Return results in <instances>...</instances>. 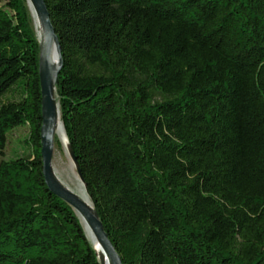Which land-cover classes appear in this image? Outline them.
I'll return each mask as SVG.
<instances>
[{
  "label": "trees",
  "instance_id": "16d2710c",
  "mask_svg": "<svg viewBox=\"0 0 264 264\" xmlns=\"http://www.w3.org/2000/svg\"><path fill=\"white\" fill-rule=\"evenodd\" d=\"M62 119L123 264H264V0H45ZM0 0V264H101L42 161L40 42Z\"/></svg>",
  "mask_w": 264,
  "mask_h": 264
},
{
  "label": "water",
  "instance_id": "95a60500",
  "mask_svg": "<svg viewBox=\"0 0 264 264\" xmlns=\"http://www.w3.org/2000/svg\"><path fill=\"white\" fill-rule=\"evenodd\" d=\"M31 1L33 2L38 12L45 33V43L44 45L40 43V79H41V93H42L41 154H42L43 173L45 177V182L51 192L55 193L57 196H59L61 199L67 202L75 210L86 232H87V228L84 225L83 220H85L89 224L95 236L99 240L100 244L105 249L106 253L110 256L112 263L123 264L122 258L118 253V251L116 250V248L114 247L112 241L109 239V236L104 229L102 221L95 212L94 206L93 209H90V207L86 205V203L82 200V198H80L75 192H73L69 187H67L64 183H62L54 174L53 154H54L57 126H58L54 85H56L57 83L58 74L63 65L62 49H61L59 37L51 21L50 12L45 0H31ZM53 42L56 43L58 56H59V64L56 71H53L50 68L51 47ZM71 153L74 161L78 166V172L80 178L84 182L86 191L88 193L84 176L77 162V158L74 156L72 148H71ZM94 248L97 251L95 245ZM97 255H98V251H97Z\"/></svg>",
  "mask_w": 264,
  "mask_h": 264
},
{
  "label": "bare ground",
  "instance_id": "6f19581e",
  "mask_svg": "<svg viewBox=\"0 0 264 264\" xmlns=\"http://www.w3.org/2000/svg\"><path fill=\"white\" fill-rule=\"evenodd\" d=\"M27 1H28V4H29V8H30V11H31L32 18H33L34 23H35V30H36V33H37L36 34L37 38H38L39 42L42 45H44V43H45V33H44V29L42 27L38 12H37L33 2L31 0H27ZM58 64H59L58 51H57L56 43L53 42L52 47H51L50 68L53 71H56L57 68H58ZM57 91H58L57 90V86L54 85L55 102H56V107H57V118H58L57 134L60 136V138L62 139L63 143L68 147V149L71 150L69 142H68V137H67V132H66V129H65V125H64V122H63V119H62V111H61V106H60V102H59V98H58V94H57L58 92ZM55 166H53L54 174L62 182V178L58 174V171L56 169L57 166L56 167ZM75 168L78 169V166H77L76 162L74 161L73 164H72V169L75 170ZM75 177H76V181H77L76 182L77 184H75L76 188L72 189L70 187V184L68 186L67 185L66 186L69 187L73 192H75L80 198H82V200L86 203V205L88 207H90V209H93V206H94L93 202H92L89 194L86 191L85 184L81 180L79 172L77 174L75 173ZM83 223H84V225L87 228V232H88L89 236L94 241V245L97 248L98 256H99V260H100L101 264H113L110 256L106 253L105 249L100 244L99 240L95 236V234H94L93 230L91 229V227L89 226V224L85 220H83Z\"/></svg>",
  "mask_w": 264,
  "mask_h": 264
},
{
  "label": "rangeland",
  "instance_id": "374dc122",
  "mask_svg": "<svg viewBox=\"0 0 264 264\" xmlns=\"http://www.w3.org/2000/svg\"><path fill=\"white\" fill-rule=\"evenodd\" d=\"M26 4H27L28 12H29L30 24H31L35 34H37L36 30H35V23H34V20L32 18V15H31V11L29 8L28 1ZM28 133H29V129L27 127H21V128L14 130L13 132H11L9 135V142H8L7 148L4 152V154L0 155V161L3 158L10 159V158L15 157L18 154L23 153V151L25 150V141L28 139ZM67 137H68V135H67ZM68 142H69V139H68ZM70 149H71V147H70ZM53 158H54L53 159V166H55V165L57 166V167L56 166L55 167L58 171V174L62 178V182L67 186L70 184V187L72 189H75L76 188L75 184H77L75 173L76 174L78 173V169L77 168H75V170L72 169V164L74 162V159H73L71 150H69L68 147L63 143L62 139L60 138V136L58 134H56V141H55ZM87 234H88V232H87ZM88 236H89V234H88ZM89 238L94 244V241L92 240V238L90 236H89Z\"/></svg>",
  "mask_w": 264,
  "mask_h": 264
}]
</instances>
